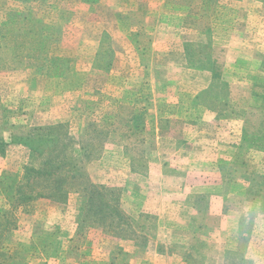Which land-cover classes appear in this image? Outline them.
Instances as JSON below:
<instances>
[{"label":"rangeland","instance_id":"rangeland-1","mask_svg":"<svg viewBox=\"0 0 264 264\" xmlns=\"http://www.w3.org/2000/svg\"><path fill=\"white\" fill-rule=\"evenodd\" d=\"M0 264H264V0H0Z\"/></svg>","mask_w":264,"mask_h":264},{"label":"trees","instance_id":"trees-1","mask_svg":"<svg viewBox=\"0 0 264 264\" xmlns=\"http://www.w3.org/2000/svg\"><path fill=\"white\" fill-rule=\"evenodd\" d=\"M30 173L37 176V178H43L44 176H46V177L54 176L56 178L55 181H57V176L52 174L51 171H47V170L44 171L43 169L35 170V169L31 168V169H28L24 175V178L26 179L27 182L30 181V175H31ZM31 179H33V177H31ZM58 179H60V177ZM62 179H63V177H62ZM63 181H64V179H63ZM17 201L20 203H23V202H25V199L21 195H19V197L17 198Z\"/></svg>","mask_w":264,"mask_h":264}]
</instances>
